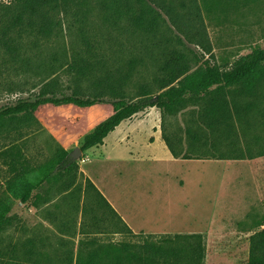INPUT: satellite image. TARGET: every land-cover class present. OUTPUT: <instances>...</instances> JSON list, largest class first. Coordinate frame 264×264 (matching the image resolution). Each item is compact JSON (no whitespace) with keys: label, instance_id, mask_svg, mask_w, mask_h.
Returning a JSON list of instances; mask_svg holds the SVG:
<instances>
[{"label":"rangeland","instance_id":"374dc122","mask_svg":"<svg viewBox=\"0 0 264 264\" xmlns=\"http://www.w3.org/2000/svg\"><path fill=\"white\" fill-rule=\"evenodd\" d=\"M165 2L171 7L170 15L154 13L161 26L155 37L132 33L127 21H120L115 27L110 11L103 12L94 1L88 6V21L83 25L70 0L62 2L59 15L62 28L58 35L50 40L27 35L18 59L0 50V110L21 100H34L42 93L106 100L124 96L136 101L139 87L149 85L154 95L158 94L160 65L165 62L168 49L156 47V38L173 41L169 54L175 51L184 54L191 72L206 60L221 65L223 58L233 61L249 55L255 46L264 49V0ZM16 4V0H0V21L14 14ZM195 6L199 7L201 17ZM174 22L188 31L193 29V34L198 31L195 40L200 42L202 37L211 53L196 41L185 47L179 41L180 33L172 27ZM187 96L180 114L191 112L188 103L204 102L196 105L205 109L201 113L203 119L194 118V131L203 134L201 142L205 144L199 149L210 150V161L180 164L177 172L171 165L135 164L117 172V178L107 169L105 179L121 185L118 190L110 187L108 195L121 211L133 212L130 219L136 222V227L153 225L160 208H168L172 205L168 201H175L180 195L175 203L184 201L187 207L177 204L179 231L202 233L195 234L188 252L184 245L177 246L179 264H247L250 238L264 229V70L252 91L241 85L217 86ZM113 112L108 105L87 109L46 105L33 115L0 123V210L11 209V224L0 233V264H74L76 215L81 208L86 214L94 213L99 233L118 230L109 210L85 193L80 161L72 163L77 167L69 172L63 166L55 168L53 173L57 177L44 182L28 203L21 202L27 187L38 182L58 161L61 148L46 130L42 131L44 125L49 130L61 124L60 118H71L76 129H69V125L59 129H69L67 138L70 146H74L76 140L83 141L81 137L91 132L100 118L108 119ZM183 124L191 123L183 117L179 125ZM15 159L21 164L13 166ZM183 168L187 171L183 172ZM182 173L187 181L202 179L203 185H188L183 195H177L168 182ZM144 216L148 219L141 223ZM160 225L164 229L168 226L163 222ZM86 231L83 225L81 232ZM141 240L138 236L132 239L128 254L119 255L115 262L105 248L82 263L154 264L153 257L142 254Z\"/></svg>","mask_w":264,"mask_h":264},{"label":"trees","instance_id":"16d2710c","mask_svg":"<svg viewBox=\"0 0 264 264\" xmlns=\"http://www.w3.org/2000/svg\"><path fill=\"white\" fill-rule=\"evenodd\" d=\"M16 1L17 9L14 14L6 20L0 21V50L13 59L21 57L23 41L27 35L35 34L47 40L58 35L62 28V22L59 19L61 3H67V0ZM92 1L103 12L109 13L110 11L115 27H118L120 21H127L131 23L129 30L132 33L143 32L153 37L161 31L158 18H154V13L158 11L157 13L160 15L164 13L170 15L171 11V7L166 4L165 0H70L76 7L83 25L87 24V16L90 13L88 6ZM192 1L197 2V0ZM193 8L196 14L200 15L199 7L195 6ZM172 27L180 33L178 35L179 41L185 47H188L189 44H195V39L199 35L198 31L193 34L191 31L193 29L189 28L191 30L188 31V28L180 26L176 22L173 23ZM181 35L184 36V40ZM199 38L200 42H196L200 43L199 45H202L208 53H211L204 46L203 38ZM155 40L156 47L168 49V56L165 62L160 65L162 78L157 81L158 87L156 90L159 91L158 94L154 95V89L149 85L139 87L136 101H129L124 96L115 100H106L99 97L85 98L78 95L56 97L42 93L34 100H21L12 106L1 109L0 123L6 119L22 115H33L46 105L57 107L73 105L79 108H91L96 105L112 106L114 114L83 140L81 150L86 153L94 147L103 145L104 140L112 130L145 109L171 110L183 101L188 92L204 93L217 86L232 87L241 85L247 91H252L262 79L264 49L261 47L255 46L249 55L240 56L233 61L229 58H223L221 65L212 64L210 60H206L196 71L191 72V66L184 54L178 51L169 54V47L173 41L168 38H156ZM68 158L69 153L61 148L58 161L54 162L44 172V176L38 182L27 187L21 202L28 203L33 193L39 190L44 182L51 181L54 177L55 168L63 166L65 171L69 172L75 166L77 167V164L68 163ZM12 163L13 166L21 164L20 160L16 159ZM85 193L95 197L109 210L113 217L115 216L120 220L116 212L89 180L85 185ZM10 224L11 209L7 207L1 209L0 233ZM247 264H264V229L250 238V257Z\"/></svg>","mask_w":264,"mask_h":264},{"label":"crops","instance_id":"0c3cea01","mask_svg":"<svg viewBox=\"0 0 264 264\" xmlns=\"http://www.w3.org/2000/svg\"><path fill=\"white\" fill-rule=\"evenodd\" d=\"M183 102L184 99L178 106L171 110L148 108L141 111L112 130L108 137L104 140L103 145L94 147L86 153H83L82 160H80L79 164L80 175L84 178L85 182L88 180L92 182L106 202L116 212L120 220L115 216L113 217L114 223L118 227L117 231H104V233H99L100 231H97L98 224L95 225L96 221H93L94 213L89 211V213L86 214V212H84L81 208L76 215V218L78 219V223L76 224L78 233L74 239L76 243L74 248V264H84L82 261L84 262L88 260L90 256H93L94 252H98L105 248L108 250V254H111V261L115 262V259L119 255L123 256L125 253L130 251L132 239L137 236L142 239V254L146 257H153L155 262L154 264H179L178 258L180 255L177 252V246L180 244L184 245V250L188 252V248L195 239V234L202 233V231H179L177 221L180 217L178 216L179 208L177 204L180 203L184 208H186L187 205L184 204V201L181 203L179 200L175 203L180 196L179 194L183 195L188 185L198 184L201 187L203 185L201 181L202 179H196L192 182L189 180L187 181L186 177L182 173V175H179V177H177L173 182H168V185H172L171 187H173L175 193L179 196L175 197V201H168L172 204L169 205L168 208L159 207L160 210L155 223L149 227H136V222L133 223L130 219L133 216V212L129 211L124 213L121 211L120 207H118V205L108 195L110 187L113 188V186H115L114 189L118 190L121 188V185L120 183L115 184L107 178L105 179V170H110L111 174L117 178V172L128 170L135 164L171 165L177 172V170H179L178 165L180 164H188L190 162L205 164L210 161V150L207 149L200 151L199 149V147H202L203 144H205L204 142H201V140L204 139L203 134L200 132L196 133L194 131V118L198 119V121L203 119L201 117V113L203 114V110L205 109H198L196 105H203L204 102L197 100L189 104L186 100V103H188L189 106L188 108H190L191 112H186L184 115L178 112ZM186 109H183V111ZM113 114L114 112L112 115ZM111 116H109V118ZM198 116L199 118H197ZM183 117H185V119H189L191 124H183L180 126L179 119ZM100 119L101 120L97 122L94 129L81 137V140H84L87 135L93 133L101 123L107 120L106 117ZM71 120V118H60L61 124H57L56 127L50 126L51 128L49 130H47L45 125L42 124L44 125V129L42 131L46 130L52 136L56 145L67 151L69 155L77 147L81 148V144L83 143V141L76 140L74 146H70L71 141L67 138V135H69L67 130L72 129L73 127V121L71 122ZM68 125L69 129H59V127L64 128ZM73 128L76 129L75 127ZM195 151H199V153L203 154L194 155L193 153ZM225 153L226 150L224 149V154ZM190 154H192V156H190ZM84 163H86V165L82 167V164ZM186 171L187 170L183 168V172ZM204 174L205 173L202 172L201 177H203ZM83 202L84 197L80 203L82 207ZM159 202L161 204L163 200H160ZM174 209L176 212H174ZM62 215V212L59 213V216ZM91 219L93 222H91ZM147 219L148 216L142 217L141 223ZM162 219H164V221H162ZM162 222L164 224H168L167 228L164 229L162 227L163 224L162 226L160 225ZM83 225H85V229L87 230L86 233L81 232ZM106 225V227H108L110 225L109 222H107ZM48 226L51 227L50 224H48ZM183 255H185V258L188 257V254L186 253ZM144 264L151 263L145 262Z\"/></svg>","mask_w":264,"mask_h":264},{"label":"water","instance_id":"95a60500","mask_svg":"<svg viewBox=\"0 0 264 264\" xmlns=\"http://www.w3.org/2000/svg\"><path fill=\"white\" fill-rule=\"evenodd\" d=\"M83 156V151L81 150L80 147H77L70 155L68 158V163L72 164L77 161H80Z\"/></svg>","mask_w":264,"mask_h":264}]
</instances>
